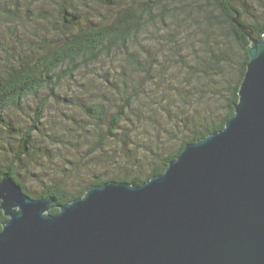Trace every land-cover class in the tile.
<instances>
[{
  "label": "trees",
  "instance_id": "trees-1",
  "mask_svg": "<svg viewBox=\"0 0 264 264\" xmlns=\"http://www.w3.org/2000/svg\"><path fill=\"white\" fill-rule=\"evenodd\" d=\"M41 1L50 7L41 12L48 33L36 44L13 53L0 38V49L4 51H0V125L6 124L7 113L20 110L28 97L39 98L31 128L17 137L16 159L8 162V150L5 146L0 150V182L9 175L31 198L53 199L52 215L94 186L111 181L141 186L162 175L187 144L223 130L235 115L250 62L251 41L238 24L257 40L264 35V0L37 2ZM27 3L0 0V20H20L21 11L33 16L34 9ZM151 28H155L160 46L154 55L143 50L142 37ZM11 32L17 37L15 31ZM99 65L107 70L101 76L116 78L113 83L105 78L112 91L111 96L105 95L107 100H95L84 107L95 131L87 146L89 163L81 168L79 162L70 160L64 166L60 161L59 165L52 163L56 166L52 171L45 172L43 167L41 173L29 169L22 160L35 153L34 133L41 130L51 99L59 98L66 82L75 81L81 73ZM142 79L144 89L160 86L159 109L175 132L168 147L156 143L150 149H131L136 146L134 133L123 122L141 97ZM70 100L75 103L74 97ZM113 101L118 102L117 109L109 105ZM0 137V147H12L2 131ZM95 161L96 166H91ZM103 165L120 167L125 173L109 176ZM129 171L135 172L133 177H128ZM23 178L40 184L41 191L29 190ZM6 221L0 209V232Z\"/></svg>",
  "mask_w": 264,
  "mask_h": 264
},
{
  "label": "water",
  "instance_id": "water-1",
  "mask_svg": "<svg viewBox=\"0 0 264 264\" xmlns=\"http://www.w3.org/2000/svg\"><path fill=\"white\" fill-rule=\"evenodd\" d=\"M237 23V20H235ZM235 115L141 186L111 181L50 214L0 182V264H264V35Z\"/></svg>",
  "mask_w": 264,
  "mask_h": 264
},
{
  "label": "rangeland",
  "instance_id": "rangeland-1",
  "mask_svg": "<svg viewBox=\"0 0 264 264\" xmlns=\"http://www.w3.org/2000/svg\"><path fill=\"white\" fill-rule=\"evenodd\" d=\"M37 1L28 0L27 3L28 6L34 9L33 16L30 15L29 17L24 13L22 14L23 11H21L20 20L16 18L13 20H0V38L9 51L13 53L22 51L24 46L36 44L39 38L48 33V25L41 19L45 14H41V12L48 11L50 7L42 1ZM50 13L52 12L50 11ZM11 31H15L18 38ZM155 35V28H151L149 33L142 37L144 52H151L153 55L157 53L160 46L155 40ZM0 51L4 52L1 49ZM103 67V65L96 66L90 71L81 73L75 81L66 82L59 98L51 99L45 111L41 130L34 133L33 145L35 146L33 150L36 148L35 153L32 157H26L22 160V163L28 166L29 169L41 173L43 167H46L45 172L52 171V167H56L52 163L59 165L60 161L64 166L68 165L70 160L74 161L75 164L79 162L81 168L89 163V160H86L87 146L95 137V131L92 126L93 121L85 113L84 107L95 100H107L108 97H105V95L111 96L112 91L105 78H108L112 83L116 78L114 75L101 76L107 71L102 70ZM144 86V80L142 79L140 83L141 97L137 98L136 104L123 122V126L134 133L136 146L133 145L131 149L135 150L136 147L140 150L150 149L152 148L150 145L155 147L156 143L159 146L166 145L168 147V143L173 141L175 132L168 126L159 109L160 86L158 88L153 85L154 88L147 89H144ZM119 88L122 89V87ZM71 97L75 98L74 104L69 103ZM38 101V97H28L23 102L22 108L20 110H10L6 115L7 123L0 125V131L12 143V147L7 145L0 147V150L4 149V146L8 150V154L3 153L8 155V158H6V155L3 156L8 162L16 159L15 154L19 150L15 145L19 143L17 137L31 128ZM117 103L113 101L109 105L117 109ZM157 123H161L159 127L156 126ZM85 127L88 128L87 131H83ZM0 141L3 142L1 137ZM48 154H50L49 160L46 158ZM6 160L3 163H8L5 162ZM97 163L96 161L92 162L91 166L95 167ZM110 166H102V169H108L109 176L125 173L120 167ZM19 171L24 173V168H20ZM93 173L90 172L89 174L92 175ZM127 173L130 178L133 177L135 172L129 171ZM85 178H87V175H85ZM23 180L29 190L41 191L42 187L37 182L30 181L32 180L30 178L29 180L23 178Z\"/></svg>",
  "mask_w": 264,
  "mask_h": 264
}]
</instances>
